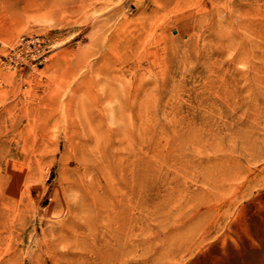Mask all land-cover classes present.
Segmentation results:
<instances>
[{"label":"rangeland","instance_id":"obj_1","mask_svg":"<svg viewBox=\"0 0 264 264\" xmlns=\"http://www.w3.org/2000/svg\"><path fill=\"white\" fill-rule=\"evenodd\" d=\"M0 264H264V0H0Z\"/></svg>","mask_w":264,"mask_h":264},{"label":"built area","instance_id":"obj_2","mask_svg":"<svg viewBox=\"0 0 264 264\" xmlns=\"http://www.w3.org/2000/svg\"><path fill=\"white\" fill-rule=\"evenodd\" d=\"M51 38L46 36L21 37L17 45L8 47L5 61L14 68L42 65L50 54Z\"/></svg>","mask_w":264,"mask_h":264},{"label":"bare ground","instance_id":"obj_3","mask_svg":"<svg viewBox=\"0 0 264 264\" xmlns=\"http://www.w3.org/2000/svg\"><path fill=\"white\" fill-rule=\"evenodd\" d=\"M5 34H6L7 36H12V31L8 30V31H6ZM19 39H20V38H19ZM19 39H18V41H19ZM18 41H17L16 43L12 44V45H6V47H13V46L17 45ZM53 68L55 69V68H56V65H54Z\"/></svg>","mask_w":264,"mask_h":264}]
</instances>
